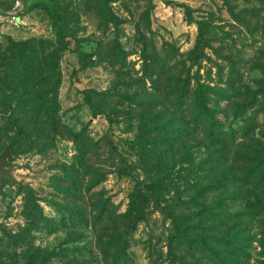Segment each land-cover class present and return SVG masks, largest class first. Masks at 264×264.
<instances>
[{
	"label": "rangeland",
	"instance_id": "1",
	"mask_svg": "<svg viewBox=\"0 0 264 264\" xmlns=\"http://www.w3.org/2000/svg\"><path fill=\"white\" fill-rule=\"evenodd\" d=\"M47 1L0 14V264H264V0Z\"/></svg>",
	"mask_w": 264,
	"mask_h": 264
},
{
	"label": "water",
	"instance_id": "2",
	"mask_svg": "<svg viewBox=\"0 0 264 264\" xmlns=\"http://www.w3.org/2000/svg\"><path fill=\"white\" fill-rule=\"evenodd\" d=\"M16 3L20 6V10L19 11H23L24 10V5H23V1L22 0H16ZM15 13H10V15H14L17 16L18 12ZM1 40V44H2V51L5 50L6 46L8 45V42L6 41V39L4 37L0 38ZM10 148L11 145L10 143H8L3 152L0 154V187L2 184V179L7 180L8 182H10L11 184L20 186L22 183L20 181H17L14 177H12L9 174L8 169H13V166L9 165L8 163V159L10 158Z\"/></svg>",
	"mask_w": 264,
	"mask_h": 264
},
{
	"label": "trees",
	"instance_id": "3",
	"mask_svg": "<svg viewBox=\"0 0 264 264\" xmlns=\"http://www.w3.org/2000/svg\"><path fill=\"white\" fill-rule=\"evenodd\" d=\"M23 1V5H24V10L23 13L24 14H29L32 10L35 9H39L42 10L47 16H49L50 18H52L53 13H54V8L51 7L48 3L47 0H22ZM27 3V4H26ZM15 4V0H11V4L8 6V9L11 10L13 8V5ZM29 42L24 43L23 45L28 44ZM28 78V76H27ZM33 87V86H32ZM36 97H32L30 102H35ZM202 116H209V112L208 110L205 108L201 111ZM11 145V149H12V144ZM123 262V261H122ZM123 264H125V262H123Z\"/></svg>",
	"mask_w": 264,
	"mask_h": 264
},
{
	"label": "crops",
	"instance_id": "4",
	"mask_svg": "<svg viewBox=\"0 0 264 264\" xmlns=\"http://www.w3.org/2000/svg\"><path fill=\"white\" fill-rule=\"evenodd\" d=\"M11 3V2H10ZM15 4H17L16 3V0H15ZM14 4V5H15ZM14 5H13V8H14ZM13 8L11 9V10H9L8 9V7L7 6H4V5H1V3H0V14H2V15H4V16H13V15H10V13H15V12H11L12 10H13ZM43 12L42 10H39V9H35V10H32L31 12H34L35 14H37L38 12ZM30 12V13H31ZM37 12V13H36ZM29 13V14H30ZM45 14V13H44ZM15 17H18V15L17 16H15ZM2 36H0V38H1Z\"/></svg>",
	"mask_w": 264,
	"mask_h": 264
},
{
	"label": "flooded vegetation",
	"instance_id": "5",
	"mask_svg": "<svg viewBox=\"0 0 264 264\" xmlns=\"http://www.w3.org/2000/svg\"><path fill=\"white\" fill-rule=\"evenodd\" d=\"M1 41V40H0ZM5 148V147H4ZM4 150V149H3ZM3 150L0 152V154L3 152ZM10 155H11V148H10ZM11 157H12V155L10 156V158L8 159V163H9V165H11V166H13V169H14V165H12L11 164ZM13 169H8V171H9V174L12 176V174H11V171L13 170ZM13 177V176H12ZM4 182H8L7 180H5V179H2V184H1V187H2V185L4 184ZM8 183H10V182H8ZM0 187V188H1Z\"/></svg>",
	"mask_w": 264,
	"mask_h": 264
}]
</instances>
